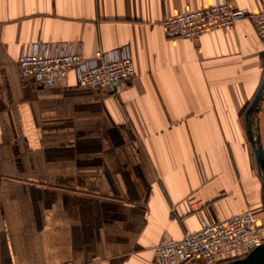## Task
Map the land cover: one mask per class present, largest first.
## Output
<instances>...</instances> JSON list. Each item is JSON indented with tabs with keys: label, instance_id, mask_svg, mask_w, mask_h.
Returning <instances> with one entry per match:
<instances>
[{
	"label": "crops",
	"instance_id": "obj_1",
	"mask_svg": "<svg viewBox=\"0 0 264 264\" xmlns=\"http://www.w3.org/2000/svg\"><path fill=\"white\" fill-rule=\"evenodd\" d=\"M217 0H0V264H158L152 246L262 205L264 42L251 19L197 40L164 19ZM252 13L264 0H221ZM36 41L128 47L117 93L22 80ZM180 264H199L187 261Z\"/></svg>",
	"mask_w": 264,
	"mask_h": 264
},
{
	"label": "built area",
	"instance_id": "obj_2",
	"mask_svg": "<svg viewBox=\"0 0 264 264\" xmlns=\"http://www.w3.org/2000/svg\"><path fill=\"white\" fill-rule=\"evenodd\" d=\"M253 21L258 36L264 42V11L252 13L229 2L215 1L196 11H184L161 23L168 38L197 40L213 29L229 30L242 20ZM18 68L22 80L34 79L37 84L61 82L71 71L78 83L97 89L112 87L120 93L134 77L135 65L128 47L111 51L98 50L86 57L73 42L50 43L36 41L25 47ZM259 216L251 209L188 231L182 238L160 241L152 246L158 264H218L239 259L264 244V230Z\"/></svg>",
	"mask_w": 264,
	"mask_h": 264
},
{
	"label": "water",
	"instance_id": "obj_3",
	"mask_svg": "<svg viewBox=\"0 0 264 264\" xmlns=\"http://www.w3.org/2000/svg\"><path fill=\"white\" fill-rule=\"evenodd\" d=\"M43 86L42 84H40ZM264 130H260V127H257V131L252 133V147L253 152L256 156L258 170L263 177L264 181ZM262 203L264 206V183L262 187ZM218 264H264V244L254 249L250 254L245 257L222 262Z\"/></svg>",
	"mask_w": 264,
	"mask_h": 264
},
{
	"label": "flooded vegetation",
	"instance_id": "obj_4",
	"mask_svg": "<svg viewBox=\"0 0 264 264\" xmlns=\"http://www.w3.org/2000/svg\"><path fill=\"white\" fill-rule=\"evenodd\" d=\"M263 136H264V133H263ZM259 219H260L259 220L260 228L264 230V206H263V203L261 205Z\"/></svg>",
	"mask_w": 264,
	"mask_h": 264
},
{
	"label": "rangeland",
	"instance_id": "obj_5",
	"mask_svg": "<svg viewBox=\"0 0 264 264\" xmlns=\"http://www.w3.org/2000/svg\"><path fill=\"white\" fill-rule=\"evenodd\" d=\"M254 157H255V161H256L257 168H258V164H257V160H256V156H255V154H254ZM260 209H261V207H260L259 209H255V210L251 209V210H253V211L259 216V214H260Z\"/></svg>",
	"mask_w": 264,
	"mask_h": 264
}]
</instances>
